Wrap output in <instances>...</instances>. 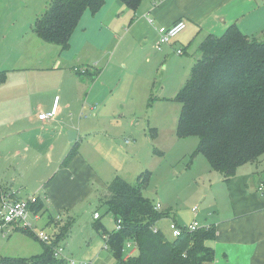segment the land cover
Returning a JSON list of instances; mask_svg holds the SVG:
<instances>
[{"label": "rangeland", "instance_id": "374dc122", "mask_svg": "<svg viewBox=\"0 0 264 264\" xmlns=\"http://www.w3.org/2000/svg\"><path fill=\"white\" fill-rule=\"evenodd\" d=\"M48 2L0 0V70L5 69L7 74L0 96L3 88L14 83L12 79L32 78V74L37 78L36 88L41 97L44 89L52 88L50 97L56 95L55 109H63L61 124L65 125L63 137L69 149H74L90 163L102 183L91 182V194L70 214L76 216L70 220L69 229L54 230L49 213L44 209L37 213L38 219H34V213L29 210L31 231L0 233V258L28 259L40 254L46 243L37 237L38 232L43 231L54 240L61 231L64 237L58 245L65 250L58 259L65 254L62 264H69L70 260L76 264L90 260L91 264H114L101 237L102 251L88 260L85 255L94 251L93 235L88 230L99 236L103 231L116 229L115 215L100 201L116 176L134 183L139 174L149 175L142 194L152 205H161L157 211L165 215L156 222V227L169 239L173 237L169 227L173 214L181 226L193 220L201 225L200 198L208 163L201 153H196L197 136L180 138L176 134L181 109L176 96L189 77L201 35L192 34L191 27L184 28L178 35L185 41L173 42L177 35L171 40L173 46L166 44L167 47L162 46L160 50L153 42L130 37L129 20L121 17L116 21L117 6H121L117 11L121 16L123 5L117 0H105L97 12H85L82 20L86 18V22L76 26L69 46L62 49L43 41L33 31L37 15ZM179 47L182 53L176 52ZM37 67L41 68L40 72L32 73ZM14 68L17 70H7ZM96 69L99 75L94 81L80 80L85 74L80 73L81 70ZM38 94L35 93V98ZM70 130L76 131L74 142L68 141ZM34 187V184L17 185L12 189L25 198L37 196L40 188ZM43 192L38 194L41 196ZM194 206L197 207L195 212L192 211ZM95 212L97 219L93 218ZM51 215L52 219L57 218L56 214ZM98 223L103 228L96 231ZM131 255L135 256L136 251Z\"/></svg>", "mask_w": 264, "mask_h": 264}, {"label": "crops", "instance_id": "0c3cea01", "mask_svg": "<svg viewBox=\"0 0 264 264\" xmlns=\"http://www.w3.org/2000/svg\"><path fill=\"white\" fill-rule=\"evenodd\" d=\"M119 2L124 12L120 16L117 11L121 6H117L116 21L121 17L129 20L128 34L140 42L156 44L158 29L180 19L185 22V29L191 27L195 36L219 35L229 25L236 24L249 37L264 40V0H141L135 10ZM128 10L134 12L133 16L126 12ZM83 15L78 25L86 22V18L82 20ZM176 40L186 39L178 35L173 42ZM168 44L173 46L171 41ZM162 46L167 47L166 44ZM39 63L38 66L41 65ZM40 69L34 68L32 73H38ZM0 71L5 76L0 87H5L6 70ZM12 81L14 83L3 88L0 96V190L12 199H26L29 196L20 197L19 192L12 188L34 184V189L44 191L41 196L37 193L42 204L37 213L42 209L49 213L54 230L58 227L62 230L66 225L69 229L72 226L70 220L76 216L70 214L91 194V182H102L90 163L76 151L69 160H65L71 149L63 137V109L58 108L53 119L42 121L37 118L39 112L55 105L56 95L50 97L53 89H44L41 97L33 74L32 78L27 76L23 80ZM34 90L39 98H35ZM206 171V183L200 198L203 209L199 228L210 225L215 235L206 241L212 247L213 259L203 264H264V155L238 165L228 180L219 171L210 169L209 165ZM37 213H34V219H38ZM51 214H56L57 218L52 219ZM174 215L170 219L177 222ZM62 224L65 226L61 227ZM62 233L58 231V234ZM88 233L93 235L94 251L85 255V260L102 251L100 237L104 247L103 232L99 236L92 230ZM57 235L55 247L63 252L65 247L58 243L64 236ZM63 258L64 253L61 254Z\"/></svg>", "mask_w": 264, "mask_h": 264}, {"label": "trees", "instance_id": "16d2710c", "mask_svg": "<svg viewBox=\"0 0 264 264\" xmlns=\"http://www.w3.org/2000/svg\"><path fill=\"white\" fill-rule=\"evenodd\" d=\"M119 1L135 10L141 0ZM104 3L105 0H49L36 17L33 30L43 41L66 49L83 13L86 10L95 13ZM197 51L189 77L176 96L181 104L176 134L180 138L197 136L196 153H201L210 169L219 171L228 180L238 165L264 155V40L249 37L236 24H231L219 35L205 34ZM84 73L80 80L86 78L92 82L99 70ZM4 77L0 71V82ZM74 154L75 150L71 149L65 160ZM148 181L147 173L139 174L134 183L116 176L100 198L115 218L121 219L120 229L103 231L114 264L211 261L213 250L206 241L215 235L214 228L208 225L194 231L182 230L178 236L167 238L156 227L165 212L157 211L142 194ZM28 207L37 213L42 204L37 199ZM99 227L103 228L101 224ZM54 240L44 242L40 254L28 259L1 257L0 264H62L63 259L54 256ZM128 240L135 243V256L124 252Z\"/></svg>", "mask_w": 264, "mask_h": 264}, {"label": "built area", "instance_id": "2783aa9c", "mask_svg": "<svg viewBox=\"0 0 264 264\" xmlns=\"http://www.w3.org/2000/svg\"><path fill=\"white\" fill-rule=\"evenodd\" d=\"M186 24L183 20H177L173 22L170 26H162L158 29V38L156 41V46L158 49L164 44L170 43V41L176 37L184 28ZM177 53H182V49H177ZM75 71H79L74 68ZM85 70H81L80 73H84ZM56 114L55 105L49 111H41L37 114L39 120L45 121L53 119ZM37 201L36 195H30L26 199H12L5 191L0 190V233L6 235L11 229L16 228H28L32 227L31 222L28 220L29 215V204L35 203ZM160 205L155 204V208L159 209ZM197 207H192V211L195 212ZM94 219L98 218V213H94ZM208 226V225H207ZM204 226V227H207ZM170 230L173 237L178 236L182 230L194 231L200 226L196 220L191 223L185 224L183 226L179 225L176 221L171 220ZM121 228V219H116V229ZM37 237L46 243L51 241L43 231L38 232ZM106 236L104 235V248H107L105 243ZM135 248V243L132 240H128L124 244V252L127 256H130ZM61 250L59 248L54 249V256L58 257ZM69 264H76L74 260H70ZM79 264H89L87 262H80Z\"/></svg>", "mask_w": 264, "mask_h": 264}, {"label": "water", "instance_id": "95a60500", "mask_svg": "<svg viewBox=\"0 0 264 264\" xmlns=\"http://www.w3.org/2000/svg\"><path fill=\"white\" fill-rule=\"evenodd\" d=\"M68 135V141L73 142L75 137H76V131L75 130H70L67 132Z\"/></svg>", "mask_w": 264, "mask_h": 264}]
</instances>
